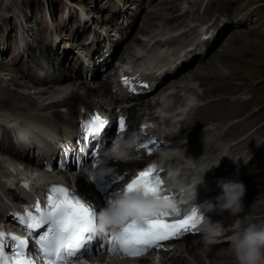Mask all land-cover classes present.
I'll use <instances>...</instances> for the list:
<instances>
[{"label": "bare ground", "instance_id": "6f19581e", "mask_svg": "<svg viewBox=\"0 0 264 264\" xmlns=\"http://www.w3.org/2000/svg\"><path fill=\"white\" fill-rule=\"evenodd\" d=\"M14 0H7V3L11 2V5ZM81 5L84 1L81 0ZM111 0H107V2H110ZM237 0H209V3L206 7V15H210V17H213L212 22L210 23V26L207 27V29H210L211 27H216L218 25V22L221 19H224L225 21L222 23V27L220 29V32L218 30V34L216 35L214 41L212 43H209L207 45V50L204 54L201 56H193L192 60L186 63L184 67V71L179 76L175 77L174 79L170 80L167 85L163 88L164 92L167 91L169 88H179V84H185L192 80H208L209 76H211L213 73L214 76L215 72L206 73L203 70L207 68H211V65H214L216 63H220L219 60H227V57L230 58L228 53L226 54L225 46L220 45L218 49L215 50L214 45L217 41V38L226 31L224 42L233 41L235 40L236 36L239 32L242 31V29H249L252 25L251 17L253 15V11L256 9H250L246 10L245 5L240 6ZM160 13H154V12H148V14L151 19L153 20H147L142 22V27L140 28V33H146L149 29L156 28L157 24L154 22V20L159 19L161 23L164 25H171L169 26V29L176 28L178 26H182L184 24L183 18L187 14V12H182L181 14H175L173 8L169 7L166 9H163L161 4L164 3L163 0L160 2ZM158 3H155L154 5H157ZM234 3V4H233ZM4 5V4H3ZM2 3L0 4V7L3 6ZM10 5V6H11ZM95 5V4H94ZM9 5H5V9L3 11H9L7 9ZM97 7H95L96 9ZM85 10V9H84ZM2 11V12H3ZM1 13V11H0ZM139 12H137L136 16L139 17ZM15 15V12L10 13V18H13ZM99 19V16H94V19ZM149 18V17H148ZM33 22V25H36V19L32 18L31 20ZM15 28V23H12L10 25V29ZM86 24H84V28L82 32H78L77 30L73 33L70 31V41L75 40L74 43H76V47L78 46V49L83 47V44L80 43V40L82 36L84 35L85 31L87 30ZM29 34L25 37V42L31 41V37H35L36 40L39 39V32L35 30L32 26H29L28 28ZM161 33V32H159ZM157 33V34H159ZM156 34V35H157ZM182 36L186 39L187 33H183ZM27 40V41H26ZM68 41V40H67ZM134 41V42H133ZM136 38L128 37L124 41H120L119 44L124 43L123 47V54H127L128 56H132L133 53L136 50V46H133L132 44L135 43ZM118 44V45H119ZM75 47V48H76ZM71 48V46H70ZM30 51H32V48H29ZM34 51L30 52L26 58V61L24 63L23 69L18 64H13L8 66L11 70H5L0 62V71H2L3 78H0L1 82V90H0V103H3L4 105L9 104V108L7 106H2V112L5 117L13 116V119L10 121H14L17 119H34L38 122H42L47 125H51L53 127H58V124H62L70 129L71 127V120L72 116L74 114L80 115L81 111L83 109L88 108L85 102L82 100L72 96L73 93H78L85 95L89 99H91L94 103H96L99 106L106 105L108 106L109 103L105 99V92L107 91L106 85L110 83L111 80H109L106 76L103 80H94L95 78V72L92 73L89 77V80L86 81L84 77H81V73L78 67H76L74 70H71L69 66V60L72 57L71 50H66L63 52V60L62 64H68V68L64 69L63 67H59L57 76L53 77L48 85L46 82H40L39 80L35 78H30L25 70L30 69L33 67L36 63V58L33 54ZM6 50H3L0 52L1 56L5 57ZM123 56L120 55L117 60H122ZM112 69L114 67L112 66ZM201 71V72H199ZM16 76H14V75ZM212 75V76H213ZM218 76V75H217ZM221 78V76L219 77ZM94 80V81H92ZM10 86H13L15 88H19L23 90L22 92L15 91L10 89ZM43 96L44 100H49L54 95H63L67 98L61 101H57L52 104L48 105H41L38 102L34 100V96ZM74 95V94H73ZM124 111L125 108L122 107ZM43 112H48V115L40 114ZM231 117V115H225L221 118V121H224L225 119ZM57 120V121H55ZM239 125H241L240 133L244 134V138L241 140H238L237 143H235L232 147L228 148V151L230 153V157L239 155L242 152H245L247 150H251L249 146H247L248 141L252 140L253 137H255L260 130L259 129H253L251 131H248L249 124L245 123L244 120H241L238 122ZM224 134L229 135L228 131H225ZM193 140H196L194 138ZM188 142L191 141V137H189ZM184 143L177 144V146H181ZM46 147L48 149V152L52 151V147L48 144H46ZM196 147H200V144L197 143ZM5 149H2L0 147V154H5ZM247 151V152H249ZM78 160L81 162L82 160L78 158ZM224 162H221L222 164ZM0 169H2V166L0 164ZM53 173L50 174L52 176ZM64 176L65 179L69 178L72 182L75 179L74 184L79 185L80 183L84 184V180L80 177V174L77 173L73 176ZM1 181H0V187H1ZM84 187V186H83ZM3 194L4 196H10L12 200H14L16 197L12 194V192L8 189H4ZM7 219V217L5 218ZM199 251V253L194 254V251ZM176 255H178L179 258L174 259L172 261L173 264H189V258L192 264H197L199 262H205L207 258L211 259L210 262L212 264H233L234 261H228V260H221V257H216L215 255L209 254L208 251H205L198 247H187L184 246L183 248H177L176 249ZM206 256V257H205ZM113 257L108 255H93L87 258L88 261L92 264H108L106 260H111ZM195 259V260H194ZM214 259V260H213ZM197 263H196V262ZM111 263V262H110ZM109 263V264H110Z\"/></svg>", "mask_w": 264, "mask_h": 264}, {"label": "snow or ice", "instance_id": "6c2138e0", "mask_svg": "<svg viewBox=\"0 0 264 264\" xmlns=\"http://www.w3.org/2000/svg\"><path fill=\"white\" fill-rule=\"evenodd\" d=\"M94 119L100 122L101 129L108 123L100 117ZM118 130H125L123 117L119 120ZM137 147L142 149L147 145L141 143ZM155 169V165H149L139 171L125 186L124 192L143 190L145 195H149L163 191L164 180ZM108 171L112 172V169ZM107 190L108 186L101 188L102 192ZM47 191L49 194L43 207L41 202H37L35 214L29 211L20 220L28 235L34 236L44 264H80L83 258L94 253L117 251L125 256L140 257L147 250L160 247L162 242L176 238L189 229H196L203 219L196 209H192L183 219L168 222L167 217L179 215V209H175L146 218L140 224L128 222L118 234H114L111 229L97 231L95 217L101 209L112 206V199L106 197L103 206H94L67 187L52 185ZM163 199L175 200L176 197L166 195ZM6 239H10L13 244L6 247ZM8 247H11V253H8ZM0 264H36L29 240L0 231Z\"/></svg>", "mask_w": 264, "mask_h": 264}, {"label": "clouds", "instance_id": "9594fccd", "mask_svg": "<svg viewBox=\"0 0 264 264\" xmlns=\"http://www.w3.org/2000/svg\"><path fill=\"white\" fill-rule=\"evenodd\" d=\"M136 140L134 133L127 138L118 136L104 152V158L128 159ZM169 155L167 152L161 153V162L167 159ZM171 155L185 160L188 167H196L191 157L186 158L185 152L181 153L179 150H175ZM236 162L233 161V163ZM218 165L219 162L215 166ZM210 169L203 171L196 182L187 187L182 179L177 178L179 176L178 170H169L168 186L163 191L149 195H145L143 190H135L127 194L123 191L116 194L112 199V206L101 209L96 215V230L111 229L114 234H118L128 222L135 221L140 224L144 219L155 217L162 212L175 211V201L163 199L166 193L177 188L182 195L196 199L197 186H204V176ZM215 183L219 189V194L214 200H206L198 206V215L202 216L203 219H201L196 230L202 234L204 247L210 249L212 245L216 244L223 231L222 222L213 221L206 214L227 212L230 217L235 218L232 224L233 232L227 237L234 264H264V223H245L247 218H241L239 215L243 211L247 186L238 179L220 178Z\"/></svg>", "mask_w": 264, "mask_h": 264}, {"label": "rangeland", "instance_id": "374dc122", "mask_svg": "<svg viewBox=\"0 0 264 264\" xmlns=\"http://www.w3.org/2000/svg\"><path fill=\"white\" fill-rule=\"evenodd\" d=\"M11 1V0H9ZM51 4L55 5L56 8L59 10L65 5L64 0H49ZM48 1V2H49ZM74 2H77L79 0H73ZM89 1V4L92 0ZM248 1L247 3L243 4L245 6H248V8H252L254 6H257V14L254 17H251V21H254L249 29H242L241 32H239L236 36L235 40L233 41H226L224 42V37L221 38L217 44L216 47L219 48L220 45L225 46L226 54L230 56V58L227 57V60H219L220 63H216L214 65H211V68L204 69L203 71L206 73L215 72V75H211L210 77H220L221 78H230L226 81V83L230 82V84L235 87L241 86V88H247L252 86L255 81L261 78V82L264 80V7H259L264 3V0H245ZM2 3V7H0V11L2 12L3 9H5V5L8 6L9 11L5 12L10 14L11 12H15L16 10L20 9V6L23 7V12L25 15L28 14L27 7H31L32 9L36 10L34 15V19L39 20L41 23L42 18V12L45 11V6L47 5V0H26L22 1L21 3L19 0H14L12 5L11 2L7 3V0H0V4ZM185 3L184 0H164V5L162 6L163 9L166 8H173L176 9L178 5H181ZM11 5V6H10ZM242 6V5H241ZM54 7V6H53ZM160 7V6H159ZM158 7V9H159ZM250 10V9H249ZM53 11V10H51ZM154 12H158V10L153 9ZM255 10L253 11V13ZM57 19L61 21L60 15L56 14ZM12 21V19H11ZM43 21V20H42ZM45 23V21H43ZM2 25V24H1ZM140 25V21L138 22L136 28ZM10 25L7 24V26H0V41L3 42L4 39V32L7 34V38L11 37V33L8 31V27ZM54 26V24H53ZM135 28V30H136ZM133 30V33L135 36L138 35V32ZM257 33V35H256ZM225 35V33L223 34ZM72 45V43H70ZM73 47V46H72ZM217 48V49H218ZM73 50V54L75 53V49ZM13 61V60H12ZM12 61H9L7 59H0L1 64L5 70H11L8 68L10 66V63ZM201 72V71H199ZM14 75V74H13ZM218 75V76H217ZM16 76V75H14ZM209 76V75H208ZM233 79V80H232ZM0 88H1V82H0ZM11 88H14L11 86ZM1 90V89H0ZM259 96L253 97V99L250 98V102L255 105L257 103ZM263 103L259 104V106H264V99H262ZM2 106H7L9 108V104L4 105L3 103H0V109L2 110ZM200 250L194 251V254L199 253ZM206 257V256H205ZM191 258H189V264H192L190 261ZM195 260V259H194ZM211 259L207 258L205 262H199L197 264H212L210 262ZM214 260V259H213ZM234 264V263H233Z\"/></svg>", "mask_w": 264, "mask_h": 264}]
</instances>
